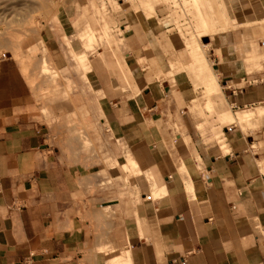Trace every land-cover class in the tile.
Here are the masks:
<instances>
[{
  "label": "crops",
  "instance_id": "1",
  "mask_svg": "<svg viewBox=\"0 0 264 264\" xmlns=\"http://www.w3.org/2000/svg\"><path fill=\"white\" fill-rule=\"evenodd\" d=\"M243 3L249 11L240 6L237 25L263 30L264 0ZM223 58L231 106L264 104V62L247 72L241 54ZM129 73L144 94L102 100L112 108L105 115L101 107L100 121L111 140L126 142L113 153L118 161L127 154L138 175L122 187L126 164L117 163L107 169L109 187L104 168L75 165L62 152L19 70L1 61L0 264H108L121 250L129 264H264V150L252 148L263 142L224 127L225 148L207 145L193 120L168 117L164 98Z\"/></svg>",
  "mask_w": 264,
  "mask_h": 264
},
{
  "label": "rangeland",
  "instance_id": "2",
  "mask_svg": "<svg viewBox=\"0 0 264 264\" xmlns=\"http://www.w3.org/2000/svg\"><path fill=\"white\" fill-rule=\"evenodd\" d=\"M240 6L249 11L243 0H0V63L19 70L43 126L73 164L104 168L109 187L107 169L126 164L119 181L127 187L128 176L138 175L136 163L127 154L117 160L113 148L124 152L126 142L111 140L100 116L102 100L144 94L129 70L147 95L164 98L170 108L164 114L193 120L207 145L223 150L224 129L232 127L263 142L253 151L264 150V104L231 106L220 71L226 50L241 54L247 72L262 69L264 57L256 56L264 44L255 41L264 29L240 28ZM127 260L121 250L108 264Z\"/></svg>",
  "mask_w": 264,
  "mask_h": 264
},
{
  "label": "bare ground",
  "instance_id": "3",
  "mask_svg": "<svg viewBox=\"0 0 264 264\" xmlns=\"http://www.w3.org/2000/svg\"><path fill=\"white\" fill-rule=\"evenodd\" d=\"M228 120V119H227ZM230 121V120H229ZM156 195L157 194H161V191H157L156 193H155ZM128 261V260H127ZM126 262V261H125ZM127 263V262H126Z\"/></svg>",
  "mask_w": 264,
  "mask_h": 264
}]
</instances>
